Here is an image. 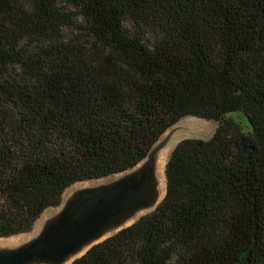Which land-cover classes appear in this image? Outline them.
<instances>
[{
  "label": "trees",
  "instance_id": "trees-1",
  "mask_svg": "<svg viewBox=\"0 0 264 264\" xmlns=\"http://www.w3.org/2000/svg\"><path fill=\"white\" fill-rule=\"evenodd\" d=\"M184 116L216 127L176 143L152 210L69 264H264V0H0V237Z\"/></svg>",
  "mask_w": 264,
  "mask_h": 264
},
{
  "label": "water",
  "instance_id": "water-1",
  "mask_svg": "<svg viewBox=\"0 0 264 264\" xmlns=\"http://www.w3.org/2000/svg\"><path fill=\"white\" fill-rule=\"evenodd\" d=\"M156 149L150 150L142 164L143 160L114 174L120 175L115 180L78 190L35 238L0 250V264H62L95 244L108 229L153 206L158 191L150 162Z\"/></svg>",
  "mask_w": 264,
  "mask_h": 264
},
{
  "label": "rangeland",
  "instance_id": "rangeland-1",
  "mask_svg": "<svg viewBox=\"0 0 264 264\" xmlns=\"http://www.w3.org/2000/svg\"><path fill=\"white\" fill-rule=\"evenodd\" d=\"M228 115L232 117L234 120H236L238 123H240L243 129L249 128V124L245 116L241 112H232V113H229ZM215 127H216V122L211 121V120H205V119L197 118L193 116H184L180 118L174 125H172L170 128H168L163 133V135L154 145V147L157 146V149L153 153V156L150 162V164L152 165L154 174H155V169H156V162L158 159L161 160L162 165H163L162 171H164V164L168 158V155L177 142L185 138L207 139L211 136ZM146 159L147 158H145L141 162V164ZM118 176L120 175H110V176L100 178V179L76 182L74 184H71L64 191L60 204L56 207H49L45 209L42 212V214L39 216V218L35 221L32 229L29 232L17 234V235L10 236V237H0V250H9V249H14L16 247H20L26 244L27 242H29L30 240H32L33 238H35L41 232L45 224L56 216V214L61 210L63 205L78 190L87 188V187H95L98 185L108 183L112 180H115ZM163 196L161 197V199L163 198ZM161 199H160V193L158 192L157 200L153 206L137 211L133 216L129 217L126 221H124L118 227H113V228L108 229L98 240H96V242H100L103 239L107 238L108 236L112 235L113 233L117 232L121 228L130 225L139 216L152 210L160 202ZM85 251H86V248L81 250V252H79L77 255H74L68 258L62 264H68L74 258L79 257L81 254H83ZM38 264H44V263H38Z\"/></svg>",
  "mask_w": 264,
  "mask_h": 264
},
{
  "label": "bare ground",
  "instance_id": "bare-ground-1",
  "mask_svg": "<svg viewBox=\"0 0 264 264\" xmlns=\"http://www.w3.org/2000/svg\"><path fill=\"white\" fill-rule=\"evenodd\" d=\"M162 167H163L162 162L160 159H158L156 162L155 178L157 183L156 188L157 191L160 193V199L165 193V176H164V171H162Z\"/></svg>",
  "mask_w": 264,
  "mask_h": 264
}]
</instances>
